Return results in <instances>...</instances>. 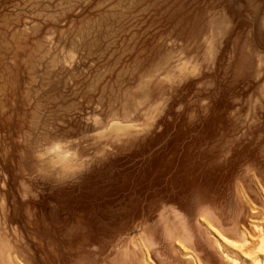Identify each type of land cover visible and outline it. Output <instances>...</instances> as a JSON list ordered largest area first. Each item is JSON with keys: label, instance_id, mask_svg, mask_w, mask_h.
<instances>
[{"label": "rangeland", "instance_id": "obj_1", "mask_svg": "<svg viewBox=\"0 0 264 264\" xmlns=\"http://www.w3.org/2000/svg\"><path fill=\"white\" fill-rule=\"evenodd\" d=\"M263 237L264 0H0V264H264Z\"/></svg>", "mask_w": 264, "mask_h": 264}, {"label": "bare ground", "instance_id": "obj_2", "mask_svg": "<svg viewBox=\"0 0 264 264\" xmlns=\"http://www.w3.org/2000/svg\"><path fill=\"white\" fill-rule=\"evenodd\" d=\"M115 126H116V128H120V126H118L116 124H115ZM261 244L264 245V237L261 239ZM257 260H258V258H257Z\"/></svg>", "mask_w": 264, "mask_h": 264}]
</instances>
